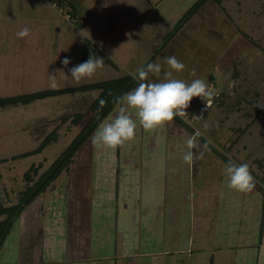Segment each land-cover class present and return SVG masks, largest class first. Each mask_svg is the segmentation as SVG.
<instances>
[{
  "label": "rangeland",
  "instance_id": "374dc122",
  "mask_svg": "<svg viewBox=\"0 0 264 264\" xmlns=\"http://www.w3.org/2000/svg\"><path fill=\"white\" fill-rule=\"evenodd\" d=\"M54 1L0 0V97L53 89L50 79L52 74H55L57 88L76 87L126 75L139 81L137 69L156 62L157 52L169 41L163 38L164 34L173 30L194 0H72L82 14L81 23L67 20L62 9L53 5ZM209 1L204 0L201 6ZM220 1L225 9L214 14L222 16L223 20L216 19L210 39L206 37L209 31L207 26L200 28L202 34H199L197 48L201 56L196 60L187 59L191 62V68L195 65L199 69L193 70L194 79L205 80L214 90L213 105L202 119H195L193 115L203 101L193 98L191 106L186 110L188 116L175 117L176 121L180 118L179 126L187 132L186 138L195 137L197 131L203 133L196 137L200 147L193 149L197 155L203 152V156L195 160L191 167L184 163L182 156L188 150L186 138H179L184 134H167L165 140L162 135H158L159 140L154 142L157 144L154 149L160 150L161 155L163 153L165 162L172 169L179 166L185 174L182 179L184 182L172 175L175 182L173 188H170L171 197L168 202L165 197L157 200L159 206L162 205L163 213L159 225L164 226L158 232L161 237L157 242L158 248L175 246V236L180 235L175 246L177 251L170 255L137 254L134 264L255 262L254 259H246L237 248L244 250L255 245L261 216L264 217L261 206L264 191V109L257 107L264 106V0ZM24 27L30 29V35L18 38L17 32ZM85 38L95 43L97 49L106 54L111 62L104 60V66L91 79L77 83L69 69L84 62L80 55ZM158 43L161 48L156 47ZM189 47L185 48L193 49L189 53L194 55L195 47ZM154 48H157L156 52ZM66 57L71 61L67 67L62 64ZM174 75L177 78L176 73ZM97 95L98 90L72 91L28 104L0 108V204L16 203L21 192L47 170L60 152L72 145L71 142L93 116L95 111L87 110ZM111 112L85 140L79 139L81 145L69 166L70 169L82 164L86 166L88 183L93 186L95 180L100 179L103 195L106 196L107 192L112 195V224L104 232V229L96 231L91 227V251L85 249L93 253L98 250L102 255L109 248H121L124 233L127 235L123 225L126 224L129 210L131 213L128 217L130 220L132 218L136 203L134 196L141 202L140 213L147 205H151L153 210L155 201L152 195L156 197L162 182L169 181L159 171L145 172L147 169L144 164L148 159L143 156L150 154L152 148H148L149 141L144 137L139 136L140 142H130L132 149L140 147L136 153L140 158H123L122 150L118 158H110L105 147L92 144L94 132L103 122L115 117L116 107ZM79 113H84V116L75 120V114ZM166 126L168 132L170 126ZM207 140L211 141L210 151L203 149ZM41 142L40 152L19 156L35 149ZM117 160L119 164L116 166ZM229 162L237 166L243 163L249 165L255 179V188L251 192L239 193L227 187L225 169ZM109 165L113 171L117 169L118 172L106 176ZM33 166L36 172L30 171V179L27 180L24 174ZM73 177L69 172H61L55 183L46 188L44 193H50L56 187L66 190L64 184L72 183ZM163 191L166 193L165 189ZM97 200L99 202L101 199ZM106 202L109 206V201ZM148 208L145 210L148 211ZM1 217L3 214H0ZM92 225L95 227L94 220ZM106 226L104 221L103 228ZM13 229L1 246L0 264L22 262L19 258V241L12 234ZM97 233L101 236L95 239ZM145 243L142 241L140 246L153 245ZM69 247L66 248L67 256L63 255L65 260L62 259V263L46 261L44 258L42 264H92L84 260L88 256L84 250H77L76 256L71 258L73 247H78L75 241ZM29 250L31 252L32 248L23 246L20 257L29 259L26 258L31 255ZM83 252L86 253L85 257H82ZM30 262L33 263H22Z\"/></svg>",
  "mask_w": 264,
  "mask_h": 264
},
{
  "label": "crops",
  "instance_id": "0c3cea01",
  "mask_svg": "<svg viewBox=\"0 0 264 264\" xmlns=\"http://www.w3.org/2000/svg\"><path fill=\"white\" fill-rule=\"evenodd\" d=\"M194 1H192V3H194ZM192 3L186 8V10L192 5ZM78 9L79 7L77 6V11L80 12L79 11L80 9L79 10ZM81 10L82 12L84 11L82 8ZM216 11L220 12L222 10L219 9V7L215 5L212 1H209L205 6L201 7L195 13V15L185 23V25L180 29V31H178L176 35L167 42L165 46L166 48L164 47L160 52L156 54L157 57L156 62L163 56L175 55L177 60L184 63L186 66L184 71L176 74L177 79H181L187 83H190L192 79L195 78V75L193 74V70L195 69L194 71H197L199 69L195 65L193 68H191L190 67L191 62L187 59L194 58V60H196V58H198L199 52L197 51L198 50L197 44H194L193 42H189L187 40L192 37L198 40L199 34L200 35L202 34L199 32V30L203 26H207L209 31L206 37L209 36L210 39L211 35L213 34V31H211V29H213L212 27L215 26V23L217 22L216 19L223 20L222 16L217 17L214 14ZM166 34L167 31L164 34L163 38L165 37ZM159 45L160 43H158L156 47H158ZM189 45L195 47L194 55L191 54L193 49L189 50L190 49ZM185 47L189 49H186ZM156 50L157 48H154V51ZM131 115L134 120H137V117L135 116L134 113H131ZM137 124L138 127L136 129V136L134 140H138L140 142L139 136L141 138L144 137L145 139H148L149 141L148 148H152L151 149L152 152H150V154L153 153L152 155L147 154L143 156L148 159L147 162H145L146 164H144V168L147 169L145 170V172L151 171L152 173H157V171H159V173H162L164 177L169 178V181H167V183L162 182V185L160 186V193L157 192L158 197L157 196L154 197L152 195V198H154L155 201L154 203L155 208L152 210L151 205L150 206L147 205L144 209H141V213H140L141 202L140 200H138V197L134 196V198H136L135 201L136 203H135V207L133 206L134 208L132 210L131 220L128 217L131 213L130 210L127 213V218L125 221L126 224L123 225L124 227L123 230L124 232L127 233V235L125 236L124 233V238H122L123 244L121 245V248L119 250H117L115 247L109 248V251H106L103 255L101 253L99 254L98 250H96L94 253L90 252L91 248L89 249V243H91V236H92L91 227L93 229L94 228L97 229L96 231L100 229L101 230L104 229L103 232L109 229V227L112 224V220H110V216L113 213L111 211L113 210V206L111 204L113 199L110 192H107L106 196L103 195L102 186H101L102 183L101 185L99 184L100 179H96L93 186L88 183L89 182L87 177L88 169L86 168V166L84 167L82 164V166L79 165L77 166V168H71V169L69 168L70 171L68 169L67 172L70 173V176H74L73 177L74 181L72 183L64 184L66 186V190L62 191L61 189H63V187L61 188L56 187L50 193L45 194L43 192L45 195L43 193L39 194L28 206H26L22 210V212L14 221L12 227L9 230L7 236H9L13 227L16 226V228L13 229L14 232L12 234H14L16 239H18L19 241L18 243V247L20 249L19 258L21 259L22 262L33 261V263L30 262L25 264H42L45 258L46 261H58L62 263L63 262L62 259L65 260L63 255L67 256L68 250L66 248L68 247L69 249L70 248L69 246L70 245L72 246L73 241L76 242L78 247H73L74 252L73 254H70L71 258L76 256L77 250L85 251V249L87 248L90 251L88 252L85 251L88 254V256L84 260L90 261L92 262V264H134L136 258L138 257L137 254H141V256L145 254L170 255L174 253L173 251L175 252L177 251L175 246L177 244L176 243L177 238L180 235L175 236V244H174L175 246L158 248L157 242L161 240V237L159 236L158 232L164 229L163 228L164 226L162 227V225H159L162 222L163 213H161L162 205L159 206L160 204L157 202V200H159L158 198L165 197V200L168 202L169 197H171V192H169L170 188H173L174 186L173 182H175V179L172 177V175L174 174L177 177V180H181L182 182H184V180L182 179L185 178V174L183 173V171H181L179 166L172 169L171 165L165 162L163 153L161 155L160 150L158 151L154 149V147H157V144L154 142L159 140L158 135L160 136L162 135V138H164L165 140L167 134L168 136H174L175 134L179 136L184 134V136H179V138H186V135L188 136V134L183 129V127L179 126V122L176 121L175 119L172 123L168 124V126H170L168 132L166 129L167 126L163 128H158L153 132H146L143 130L142 126L139 125L138 120H137ZM164 140L162 139V142H165ZM130 144L131 143L128 142L125 144V146L118 147L116 150H111V149L108 150V148L105 147L107 149L106 153L110 158H112L113 156H116L118 158L119 152L120 150H122L121 157L123 158L127 156L140 158L139 155L138 156L136 155V153L139 152L140 147L138 149H132ZM156 151L159 153H157ZM127 152L130 154H126ZM86 157L89 158L90 156H86ZM86 162L88 163L89 161ZM117 163L119 164L118 160L115 162L116 166ZM106 169H107L106 176L118 172L117 169H114L115 171H113L110 165L107 166ZM141 174H138V176H141ZM140 180L141 179H139V181ZM106 181L108 180L106 179ZM107 184L108 183H106V185ZM163 189L166 190V193L165 191H163ZM176 190L179 189L176 188ZM90 194L92 195V197ZM104 196H105V201H104ZM107 198H109V200H107ZM97 199H101V200L98 202ZM106 201H109V206H108V202ZM145 202L146 200L144 201V205L146 204ZM178 204H180L179 200L177 206H179ZM146 208H148V211L145 210ZM105 214H107L109 217L105 216ZM2 218L3 217H1L0 220ZM92 220H94L95 227L92 225ZM104 221H106L107 223L106 228H103ZM260 222L262 227H260L258 238L257 241L255 242V245L252 246L250 245L248 246V248H244V250L243 248H237V250H239L238 252H242L243 256H245L246 259L249 260L254 259L255 261L254 264H259L264 262V217L263 216H261ZM156 223H158V225ZM107 233L109 236L111 235V233L109 232ZM7 236L5 237V239L7 238ZM100 236L101 234L97 233L95 239ZM126 238L128 239V241L126 240ZM103 239L106 240V238ZM111 240L112 238L109 239L108 241L109 246ZM23 241L25 244H23ZM142 241L144 242L146 241V243L148 244L151 243L153 245L140 246V243ZM101 244H104V242ZM25 245L28 247V249L32 248V251L30 252L29 250L28 252L31 255L28 254L29 256H26V258L28 257L29 259L24 260L20 256H21L22 248ZM85 252H83L82 257L86 256ZM245 254L250 256H246ZM91 255H93L92 258ZM22 262L18 261V264H24Z\"/></svg>",
  "mask_w": 264,
  "mask_h": 264
},
{
  "label": "clouds",
  "instance_id": "9594fccd",
  "mask_svg": "<svg viewBox=\"0 0 264 264\" xmlns=\"http://www.w3.org/2000/svg\"><path fill=\"white\" fill-rule=\"evenodd\" d=\"M18 38L30 35L28 27L22 28L17 32ZM71 63L69 58H64L62 64L67 67ZM104 66V58L92 54L89 58L69 69L71 77L80 83L84 79H91ZM185 64L177 60L175 55L163 56L155 63H148L146 67L137 69L139 85L128 91L121 97H116V115L111 120L103 122L92 136L94 146L106 147L116 150L123 147L126 143L134 140L136 129L139 125L146 132H153L158 128H163L174 121L175 117L181 118L188 116L187 109L191 106L193 98H200L204 107L196 119H202L203 113L207 112L213 105L215 92L203 79H193L190 83L177 79L174 73L184 71ZM57 71H62L57 69ZM52 80L51 87L57 88L55 74L50 75ZM103 108L106 101H99ZM257 107L264 109V106ZM134 113L137 120L132 118ZM207 128V125H205ZM200 131L196 132L195 137L186 140L187 151L184 152L182 159L189 167L195 160L201 159L203 152L197 155L193 149L200 147L196 137L202 136ZM210 140L203 145L205 151H210ZM228 177L227 187L239 193H248L255 188V179L251 174L249 165L243 163L236 165L229 162L226 165Z\"/></svg>",
  "mask_w": 264,
  "mask_h": 264
},
{
  "label": "trees",
  "instance_id": "16d2710c",
  "mask_svg": "<svg viewBox=\"0 0 264 264\" xmlns=\"http://www.w3.org/2000/svg\"><path fill=\"white\" fill-rule=\"evenodd\" d=\"M55 1H57L59 4L66 2L72 8V11L74 13L75 12L79 13L77 11L76 4H74L72 0H55ZM203 1L204 0H195L194 3L185 11V13L176 23L175 27H173V30L177 27L179 29L174 31L171 30L168 32V34L165 35V37L168 40H171L176 35V33L180 31V29L185 25V23L195 15V13L202 7L201 5L203 4ZM210 1H212L215 5H217L219 9L224 11L225 8L221 5L220 0H210ZM224 18L228 21L230 20L229 18L227 19V17ZM177 25H181V27ZM91 54L94 58L96 56H99L104 58L105 61L111 62V59L106 54H104L100 49H97V47L92 42H90L88 38H85L80 59L86 61ZM138 85H139V81L134 80L129 75H126L108 80L87 83L76 87L44 89L30 93L15 94V95L0 97V108H6L9 106H15L19 104H28L37 99L53 97L72 91L98 90L97 97L90 103L89 108L87 110L88 112H90L91 110H94L95 112L93 116H91L89 123L85 126L86 129L84 128L85 129V130L83 129L84 131L83 130L80 131L77 135V138L75 137L74 140L71 142L72 145L68 146L67 149H64L62 152H60V154L48 166L47 170L42 172L34 180L32 184L28 185L21 192V194L19 195V200L16 203L14 204L11 203L9 205L0 204V214H3V218L0 220V248L10 228L12 227L14 221L20 215L22 210L26 206H28L40 193L44 192L46 188H48L53 183H55L57 178L60 176L61 172L68 171L72 160H74V155H75L74 153L81 145L79 139H81L82 141L85 140L88 134H90L101 123V121L116 107V104L114 103V99L116 97L123 96L125 93L134 89ZM101 99L106 101V104L103 108H101L99 104V101ZM87 113H85V115ZM82 116H84V113L75 114L74 119L75 120L80 119ZM177 121L179 122L180 118L177 119ZM44 141L45 140H43V142ZM41 149H42V142L35 149L21 153L19 156L37 153L38 151L40 152ZM16 157L18 156H14V158ZM30 171L36 172L35 166L31 167L29 171L25 172L24 176L25 178H27V180L30 179ZM262 194H263V198L261 201V206H262V210H264V191L262 192ZM260 227H262L261 222H260Z\"/></svg>",
  "mask_w": 264,
  "mask_h": 264
},
{
  "label": "built area",
  "instance_id": "2783aa9c",
  "mask_svg": "<svg viewBox=\"0 0 264 264\" xmlns=\"http://www.w3.org/2000/svg\"><path fill=\"white\" fill-rule=\"evenodd\" d=\"M53 5L54 6L56 5L59 9H62L64 15L67 18V20H71L72 22H79V23H81L83 21L82 14L80 12L79 13H77V12L74 13L72 11V8L66 2H63V3L59 4L57 1H54ZM203 107H204V103L196 110V112H195V114L193 116H199L201 114V109ZM204 113H203V116H204Z\"/></svg>",
  "mask_w": 264,
  "mask_h": 264
},
{
  "label": "flooded vegetation",
  "instance_id": "af4514ba",
  "mask_svg": "<svg viewBox=\"0 0 264 264\" xmlns=\"http://www.w3.org/2000/svg\"><path fill=\"white\" fill-rule=\"evenodd\" d=\"M187 41L189 42H193L194 44H199V39H194L193 37L192 38H189ZM197 42V43H196ZM198 51V50H197ZM199 52V51H198ZM201 56V54L198 55V58Z\"/></svg>",
  "mask_w": 264,
  "mask_h": 264
}]
</instances>
